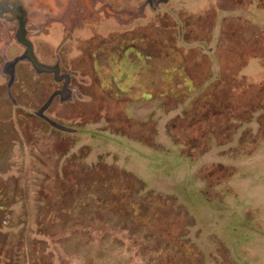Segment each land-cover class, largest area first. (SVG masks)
I'll return each mask as SVG.
<instances>
[{
  "label": "rangeland",
  "instance_id": "rangeland-1",
  "mask_svg": "<svg viewBox=\"0 0 264 264\" xmlns=\"http://www.w3.org/2000/svg\"><path fill=\"white\" fill-rule=\"evenodd\" d=\"M4 1L0 264H264V0Z\"/></svg>",
  "mask_w": 264,
  "mask_h": 264
},
{
  "label": "flooded vegetation",
  "instance_id": "flooded-vegetation-1",
  "mask_svg": "<svg viewBox=\"0 0 264 264\" xmlns=\"http://www.w3.org/2000/svg\"><path fill=\"white\" fill-rule=\"evenodd\" d=\"M11 4L12 3H10L9 1H4V0H0V21H1V23H2V21H3V19H2V15H3V13H4V11H5V9H7V8H11V9H13L14 11H15V9H14V5L13 6H11ZM12 15H14V14H12Z\"/></svg>",
  "mask_w": 264,
  "mask_h": 264
}]
</instances>
